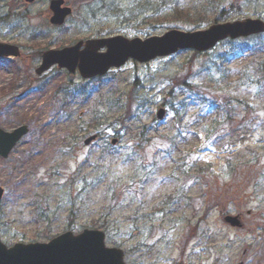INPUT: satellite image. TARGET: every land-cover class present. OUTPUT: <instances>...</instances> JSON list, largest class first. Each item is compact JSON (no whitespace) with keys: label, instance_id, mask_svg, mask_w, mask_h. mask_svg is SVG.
<instances>
[{"label":"rangeland","instance_id":"rangeland-1","mask_svg":"<svg viewBox=\"0 0 264 264\" xmlns=\"http://www.w3.org/2000/svg\"><path fill=\"white\" fill-rule=\"evenodd\" d=\"M64 1L57 28L49 0H0V42L21 52L0 61V128L29 129L0 158L1 241L96 229L125 264H237L244 248V264H264V34L91 80L35 73L38 55L78 40L264 20V0ZM237 214L247 224L231 230L223 218Z\"/></svg>","mask_w":264,"mask_h":264},{"label":"water","instance_id":"water-1","mask_svg":"<svg viewBox=\"0 0 264 264\" xmlns=\"http://www.w3.org/2000/svg\"><path fill=\"white\" fill-rule=\"evenodd\" d=\"M32 2L33 0H26ZM63 1L52 0L49 10L52 13L49 22L60 26L70 15V8H62ZM264 32V23L260 20L246 19L232 23L212 25L206 30L182 32L171 30L160 37L145 40L127 39L115 36L106 39L79 41L73 46L60 50H49L41 56V65L36 74L41 75L52 66L66 69L69 73H79L83 79L102 76L110 68H119L129 59L147 63L158 57H166L180 50L193 49L203 52L214 47L227 38L236 39ZM105 48V52H99ZM19 56L16 47L0 44V58ZM264 69V64H263ZM164 110H159L157 119L164 117ZM26 126L15 128L12 132L0 129V157L7 158L27 133ZM96 139L93 135L84 141L89 145ZM115 144V140L112 141ZM3 189L0 188V201ZM231 227L239 226L237 217H226ZM123 252L116 248H107L104 234L97 230H84L73 235L66 232L58 235L48 243H17L7 247L0 241V264H124ZM247 250H244L238 264L243 263Z\"/></svg>","mask_w":264,"mask_h":264},{"label":"trees","instance_id":"trees-1","mask_svg":"<svg viewBox=\"0 0 264 264\" xmlns=\"http://www.w3.org/2000/svg\"><path fill=\"white\" fill-rule=\"evenodd\" d=\"M174 14H175V17H182L183 16V18L184 19H188L189 18V13L188 12H184L183 10H174ZM193 21V20H192ZM77 92H80V94H83L84 95V97H85V99L84 100H86L87 98H89V96H87L86 95V92L85 93H83L84 92V90H81V91H77ZM91 92H93V91H91ZM73 95V94H72ZM70 96V97H72L73 98V96ZM98 115H97V113L96 112H93L92 113V115L90 116L91 117V119H90V123H92L93 124V122H94V124H95V126L98 124L97 122H95L96 121V118H99V117H97Z\"/></svg>","mask_w":264,"mask_h":264},{"label":"bare ground","instance_id":"bare-ground-1","mask_svg":"<svg viewBox=\"0 0 264 264\" xmlns=\"http://www.w3.org/2000/svg\"><path fill=\"white\" fill-rule=\"evenodd\" d=\"M61 1H63V4L61 5V7L62 8H69V6H67L66 5V3H65V1L64 0H61ZM49 2H52V0H49ZM96 40H98V39H96ZM5 45H8V44H5ZM104 50H105V48H102V49H100L99 50V52H104ZM1 59L2 58H0V61H1ZM13 59H18L17 57H8L6 60H13ZM3 60V59H2ZM85 89V87H82V88H80V89H78L79 91H81V90H84Z\"/></svg>","mask_w":264,"mask_h":264},{"label":"flooded vegetation","instance_id":"flooded-vegetation-1","mask_svg":"<svg viewBox=\"0 0 264 264\" xmlns=\"http://www.w3.org/2000/svg\"><path fill=\"white\" fill-rule=\"evenodd\" d=\"M244 223V222H243ZM247 224V223H246ZM256 228V226L254 227V229Z\"/></svg>","mask_w":264,"mask_h":264}]
</instances>
